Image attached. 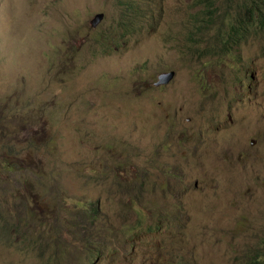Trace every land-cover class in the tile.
<instances>
[{
    "label": "rangeland",
    "instance_id": "1",
    "mask_svg": "<svg viewBox=\"0 0 264 264\" xmlns=\"http://www.w3.org/2000/svg\"><path fill=\"white\" fill-rule=\"evenodd\" d=\"M146 1L0 0V264L264 260V27Z\"/></svg>",
    "mask_w": 264,
    "mask_h": 264
},
{
    "label": "trees",
    "instance_id": "2",
    "mask_svg": "<svg viewBox=\"0 0 264 264\" xmlns=\"http://www.w3.org/2000/svg\"><path fill=\"white\" fill-rule=\"evenodd\" d=\"M122 3L120 7V15L119 19L116 20L118 27L121 29L122 33L120 34L121 39L118 41L109 42L111 49L113 47H118L120 42H126L125 37H129L135 33H137L142 28V20L146 17V9L148 7H144L143 9L138 6L140 2H144L146 0H117ZM147 2V1H146ZM196 2L202 6L206 13L213 14L219 8L217 6L219 0H196ZM214 4H216L217 8L213 10ZM239 14L236 17V21H230L226 23L222 29L224 30L223 34V42L221 46H228L238 44L240 40L247 37L251 30L253 23L252 22H260L262 27H264V0H241L239 3ZM251 15V18L249 17ZM105 39L104 37H102ZM119 169L120 173H123V170L126 169L124 164H117L114 170ZM125 185L124 189L131 192L132 188H127ZM152 230V229H150ZM150 232V231H147ZM255 264H264V262H260L258 259H255Z\"/></svg>",
    "mask_w": 264,
    "mask_h": 264
},
{
    "label": "clouds",
    "instance_id": "3",
    "mask_svg": "<svg viewBox=\"0 0 264 264\" xmlns=\"http://www.w3.org/2000/svg\"><path fill=\"white\" fill-rule=\"evenodd\" d=\"M230 2H232V1H230ZM239 3H241V0L238 2V5H239ZM121 5H122V3L120 4V2L117 1V7H118V9H119V11H118V15H120V7H121ZM217 5H218V7H219V3H218ZM98 13H103V12H98ZM98 13H96V14H98ZM96 14H95V15H96ZM95 15H94V16H95ZM249 17L251 18V15H249ZM93 18H94V17H93ZM93 18H92V19H93ZM104 18H105V14H104V17H103L102 20H104ZM119 18H120V17H119ZM119 18H118V19H119ZM92 19H91V20H92ZM118 19H117V20H118ZM91 20H90V25H91L92 28H97V27L100 25V23H99L96 27H94V26L91 24ZM102 20H101V21H102ZM101 21H100V22H101ZM229 22H230V21H229ZM227 23H228V22H227ZM252 23H253V26H252V30H251V32H250L249 35H251L253 32H257V31L262 27V25H261L260 22H252ZM245 38H246V37H245ZM243 39H244V38H243ZM243 39H242V40H243ZM240 41H241V40H240ZM240 41H239V42H240ZM109 42H110V41H109ZM120 43H121V42H120ZM234 45H235V44H234ZM230 46H232V44H231ZM224 47H226V46H224ZM227 47H228V46H227ZM171 71H173V70H171ZM167 72H170V71H167ZM163 73H166V72H163ZM170 73H171V72H170ZM161 74H162V73H161ZM161 74H160V75H161ZM160 75H159V76H160ZM174 75H175V74H174ZM158 80H159V79H158ZM158 80H157V81H158ZM157 81H156V84H157ZM255 259H258L260 262H264V260H261L259 257L256 256V257H250V262H251V264H255Z\"/></svg>",
    "mask_w": 264,
    "mask_h": 264
},
{
    "label": "water",
    "instance_id": "4",
    "mask_svg": "<svg viewBox=\"0 0 264 264\" xmlns=\"http://www.w3.org/2000/svg\"><path fill=\"white\" fill-rule=\"evenodd\" d=\"M104 13H98L94 16V18L91 20V24L96 27L100 21L103 19ZM171 72V73H170ZM166 73H162L159 76V80L157 81V84H164L167 83L175 74V71H170Z\"/></svg>",
    "mask_w": 264,
    "mask_h": 264
}]
</instances>
